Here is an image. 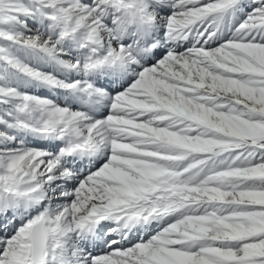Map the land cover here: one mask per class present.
Here are the masks:
<instances>
[{
    "label": "snow or ice",
    "instance_id": "snow-or-ice-1",
    "mask_svg": "<svg viewBox=\"0 0 264 264\" xmlns=\"http://www.w3.org/2000/svg\"><path fill=\"white\" fill-rule=\"evenodd\" d=\"M0 264H264V0H0Z\"/></svg>",
    "mask_w": 264,
    "mask_h": 264
}]
</instances>
